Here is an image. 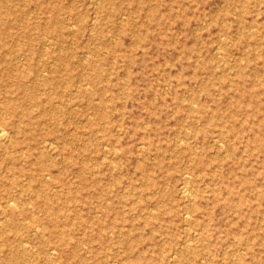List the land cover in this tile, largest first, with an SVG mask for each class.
Masks as SVG:
<instances>
[{"label":"rangeland","instance_id":"rangeland-1","mask_svg":"<svg viewBox=\"0 0 264 264\" xmlns=\"http://www.w3.org/2000/svg\"><path fill=\"white\" fill-rule=\"evenodd\" d=\"M0 264H264V0H0Z\"/></svg>","mask_w":264,"mask_h":264},{"label":"bare ground","instance_id":"bare-ground-1","mask_svg":"<svg viewBox=\"0 0 264 264\" xmlns=\"http://www.w3.org/2000/svg\"><path fill=\"white\" fill-rule=\"evenodd\" d=\"M6 131H7V129H5L4 127H2L0 125V139L4 138L6 136Z\"/></svg>","mask_w":264,"mask_h":264}]
</instances>
